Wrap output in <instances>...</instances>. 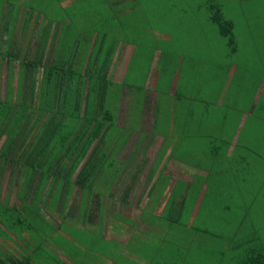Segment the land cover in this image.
Returning <instances> with one entry per match:
<instances>
[{"label": "crops", "instance_id": "1", "mask_svg": "<svg viewBox=\"0 0 264 264\" xmlns=\"http://www.w3.org/2000/svg\"><path fill=\"white\" fill-rule=\"evenodd\" d=\"M81 1L92 3V0H57L55 9L63 12L62 16H57L60 20L51 14L57 11L49 3L34 5L28 0H0V76H5L10 66L16 82L22 60L29 65L41 59L38 69L41 73L42 66L54 59L63 70L61 74L81 75L82 78L87 74L86 69H90L89 74L93 76L101 69L106 71L105 77L98 74L99 79H89L87 86H103L94 101H99L102 107L113 108L112 120L106 123V128L88 150L87 154H91L89 166L95 173L87 185L83 187L76 182V174L82 167L80 163L72 177L67 179L71 180L70 189L66 190L63 182L55 184V179L60 177L47 173L40 197L35 199L36 194L31 192L23 199L25 205L37 207L43 220L35 216L33 225L28 226L30 233L21 235L23 241L17 245L18 239L10 236V242H3L2 250L17 257H29V264H111L110 252H139L141 246L136 243L148 245L152 239L147 235L159 230L155 224L146 223L147 220L154 221L167 210V219L174 217L177 221L182 208L189 205L194 217L207 195L210 172L218 156L220 162L226 163L236 155V166L250 159L243 147L236 153L240 129L249 116L247 111L236 108V101L245 98L251 106L256 105L259 86L244 90L242 86L201 83L178 86L181 59L177 63L178 71L170 73L169 83L164 86H158L159 80L154 79L152 72L147 75L145 92L148 94L139 104L142 115L136 117L140 127L127 131L130 114L133 116L132 99L126 89L115 90L114 86L116 82L125 86L124 79L129 70L126 53L131 48L127 47V52L120 55L111 43L108 45L110 31L115 25L107 14L108 11L111 13L114 4L104 5L103 21L96 3L86 8L79 6ZM123 3H118V7L125 9ZM130 10L132 18L135 17L137 7H129ZM101 47L104 48L101 50ZM51 48H58V51H51ZM100 60L104 62L100 63ZM187 65L190 69L195 67L193 61ZM234 66H229L227 72L231 77L235 76ZM150 85L153 86L148 88ZM160 89L162 96L158 97ZM149 114H152L150 120L147 118ZM228 121L232 125L229 135ZM109 123L117 129L118 136L114 141L122 140V145L113 143L101 148L106 145L105 136L112 133ZM147 123L150 126L146 127ZM133 132L138 133L137 141L127 147L129 135ZM11 166L0 164V169L13 171ZM48 167L51 169L54 165ZM41 172L31 178L33 187H40L37 184ZM34 177L37 178L34 180ZM8 183L0 182V185L6 190ZM141 185L143 189L139 191ZM152 202L153 214H145L146 209H151ZM57 207H60L58 211ZM188 223L191 226L190 215ZM32 228H37V234H33ZM41 234L40 242L38 235ZM41 243L47 245L44 258L35 260L33 254ZM154 245L152 243L151 247L144 249L151 252L156 250ZM133 255L138 257L137 253Z\"/></svg>", "mask_w": 264, "mask_h": 264}, {"label": "rangeland", "instance_id": "2", "mask_svg": "<svg viewBox=\"0 0 264 264\" xmlns=\"http://www.w3.org/2000/svg\"><path fill=\"white\" fill-rule=\"evenodd\" d=\"M28 1L33 2L34 5L49 3L52 9L57 11L51 14H55L56 19L61 20L57 16H62L63 12L55 9L58 6L57 0ZM122 2L125 9L118 7V3ZM93 3L97 4L98 14H103V21L104 5L114 4L111 7V13L108 11L107 14L108 19H112L115 25L110 31L108 45L111 43L112 48L120 55L123 51L127 52V47L131 48L126 53L129 70L124 79L125 86L117 82L114 86L115 90L126 89L132 99L133 116L130 114L127 131L133 130L134 127L138 130L140 127L136 117L142 115L139 104L148 94L145 92L147 75L152 72L154 79L159 80L158 86H164L169 83L170 73L175 74L178 71L177 63L180 59L182 63L179 68L178 86L201 83L209 86H242L243 90L259 86V99L256 105L252 103L251 106L245 98L240 102L236 101V108L247 111L249 115L240 129L236 153L242 150V147L245 148L250 156L249 162L239 163L236 166V155L231 158L232 161L226 163L220 162L221 158L218 156L210 172L207 195L194 217L189 205L187 208H182L177 221L174 217L171 220L167 219L169 218L167 210L160 218L154 221L147 220L146 223H153L159 228L155 234L147 235L152 239L149 240L148 245L136 243V246H141L139 252H128L129 254L121 251L110 252L112 263L256 264L251 260L252 258L264 257V0H92V3L81 1L79 6L90 8V4ZM132 6L137 7L136 16L133 18L132 10L129 11V7ZM219 23L229 24L225 35L221 34ZM191 61L195 64L193 69L187 65V62ZM233 65H235L233 67L235 76L231 77L227 72L229 66ZM78 70H80L79 67ZM2 76H0L1 89L5 85V76L4 78ZM15 84L13 78L11 85L15 86ZM163 90L166 91L164 87ZM231 90L232 87L229 91ZM225 91L228 92V90ZM158 92V97H161V89ZM74 94L72 91L68 95V103H72L74 99L70 95ZM4 101V95L0 91V117L1 110L7 109L9 115L6 114L5 118L7 115L15 118L24 115L27 118L30 117L29 124L37 118L35 126L45 129L46 114L43 112L45 115L41 118L38 115L35 117L34 113L31 114L32 112L38 114L37 106L28 105L26 100H19L20 104L25 102L27 105L21 104L23 108L19 109L20 113H18L17 108L10 104L5 108L4 103H1ZM104 109H109L110 113L113 110L106 106ZM83 113L81 110L77 115L76 111L67 104L64 115H59V119L56 115L55 122L62 118L58 135L64 137L67 143H72L75 137L79 136V132L85 129L86 122L81 121ZM147 118L152 119V114H149ZM109 124V130L112 133L105 136L106 145L103 144L101 148L113 143L117 146L122 145V140L114 141L115 136H118L117 129L112 123ZM147 126H150V123H147ZM226 128L229 135L232 131L229 121ZM137 134L133 132L129 135L127 147L135 145ZM110 136H112L111 141ZM4 140L5 136H0V149ZM59 144V139L55 137L49 149L56 148L32 158L34 166L54 165L51 169L59 168L57 174L68 175L66 169L72 164V160L61 163L58 158L63 153H70L72 147L63 145L58 151ZM33 148L32 144L25 153L33 154L35 152ZM200 160H202L201 157ZM217 167L223 169L219 170ZM15 171V173L9 170L4 171L0 176L2 184L6 185V181H9L6 190L3 185H0L2 232L0 248L5 245L3 240L10 242L7 237L9 229L12 233H30L27 228L33 225L35 214L43 220L37 207L25 205L23 199L31 192L36 194L35 199L40 197L48 171L42 172L40 187L37 188L33 187L34 181L31 177L38 171L33 176H31L33 172L28 168L17 166ZM50 173H56V170H51ZM36 178L34 177V180ZM70 181L62 176L55 179V184L63 182L65 189L68 190L71 188ZM142 189L141 185L139 191ZM85 194L89 192L85 191ZM151 206V209H146L145 214H153L154 202ZM59 209L60 207L56 208L57 211ZM189 215L192 219L191 226L188 223ZM32 230L33 234H37V228ZM38 236L41 242L43 235ZM53 239L54 237L50 238V240ZM19 240L22 239L19 237ZM19 240L13 241L19 245ZM152 243L155 244L156 250L146 251L144 248L151 247ZM40 247L43 249L41 250ZM40 247L36 254H33L35 260L44 258L46 251L44 248H47V245L41 243ZM133 253H137L138 257Z\"/></svg>", "mask_w": 264, "mask_h": 264}, {"label": "trees", "instance_id": "3", "mask_svg": "<svg viewBox=\"0 0 264 264\" xmlns=\"http://www.w3.org/2000/svg\"><path fill=\"white\" fill-rule=\"evenodd\" d=\"M214 19L215 21H218L217 18ZM228 28V23H221V34L225 35ZM97 45L100 47V43ZM103 48L104 47H101L100 49L102 50ZM52 50L58 51V48H51V51ZM38 60V63L33 61V64L31 63L29 65L26 64V60H22L20 62L17 69L15 86L11 85L15 76L11 67H7L5 85L2 89L3 92L0 90L4 95L5 101L1 103H4L5 108L8 107V104L14 106V108H17L18 113H20L19 109L23 108L21 104L26 106V103H29L28 105L37 106L38 114L35 112H32L31 114L34 113L35 117L38 115L40 118L46 114V119L44 121L46 124L45 129H40L38 126H35L37 118H34L35 120L33 119L32 123L29 124L30 117L27 118L24 115H21L18 118L13 116L9 117L7 109L1 110L2 116L0 117V136H5V140L0 149V164L12 165L11 167L14 166V170L11 171L12 173H15V168L20 166V168H28L31 170L33 172L31 176H33L37 171H48V173L52 175L53 173H50V171L56 170V173L54 174L57 177L64 176L65 178L70 179L76 171L78 165L82 163V167L76 174V182H79V184L84 187L87 185V181L91 178V175L95 173V171L89 166L91 154H87L88 150L95 138L106 128V123L112 120V114L104 109V107L100 106L98 104L99 101L96 99L94 101V98L99 94V89L103 86H87V84H90L89 79H95V77L98 78V74L102 73L104 78L106 71L98 69L97 72H95L97 74L93 76L89 74L91 73L89 72L90 69H86L85 72H87V74L83 78L81 75H74L70 73V75H63L61 74L63 70L59 69L60 67L57 66L56 60L53 59L52 61L46 62L45 65L42 66V71L40 73L38 69L41 65V59ZM99 62L103 63L104 61L100 60ZM78 86L80 88H78ZM72 91H74L75 94L70 96H73L74 100L72 103H68V95L71 94ZM19 100H26L27 102L20 104ZM67 104L70 105L71 109L76 111L77 115L81 110H83L84 113L81 117V121L86 122L84 127L85 129H82L81 132H79V136L75 137L72 143H67L64 137L58 135L59 127L62 124V118L55 122L56 115L58 116L57 119H59V115H64ZM43 112L45 114H43ZM6 114L8 115L5 118ZM3 118H5V120L1 123ZM11 119L13 121H11ZM37 121H39V119ZM55 137L59 139L60 143L58 151L63 145L66 147L70 145L72 147V151L70 153H63L58 158L61 160V163L67 160H72V164H70V167L67 169L68 175L57 174L59 168L50 169L48 165L45 164L34 166V163L31 161L32 158H35L37 155L41 156L47 150L51 151L55 149L56 147L49 149L52 147ZM32 144L35 152L33 154H26L25 151ZM2 172L3 167L0 169V176ZM41 176L42 174H40L38 178V186H40V180L42 179ZM47 177L48 175L46 173V178ZM35 216L37 217L36 214ZM23 233H12L9 229L7 237L11 239L9 235H12L18 240L20 237L22 240H19V242H21L23 241V238L21 237ZM0 235H2L1 227ZM3 236L6 237L5 234H3ZM4 242L7 243L5 240ZM2 249L3 248H0V264H29V257H17L10 254L7 250L3 251ZM258 258L259 259L252 258L251 260L256 264H264V257L258 256Z\"/></svg>", "mask_w": 264, "mask_h": 264}]
</instances>
